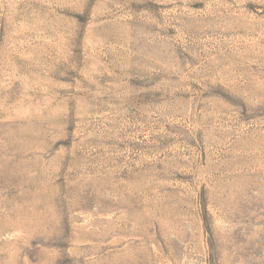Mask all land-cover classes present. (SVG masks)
Segmentation results:
<instances>
[{
	"label": "rangeland",
	"instance_id": "obj_1",
	"mask_svg": "<svg viewBox=\"0 0 264 264\" xmlns=\"http://www.w3.org/2000/svg\"><path fill=\"white\" fill-rule=\"evenodd\" d=\"M0 264H264V0H0Z\"/></svg>",
	"mask_w": 264,
	"mask_h": 264
}]
</instances>
